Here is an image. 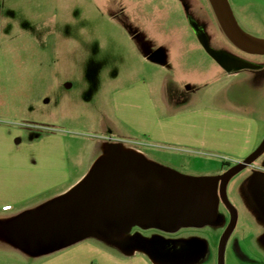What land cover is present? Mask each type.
Here are the masks:
<instances>
[{
  "label": "rangeland",
  "instance_id": "1",
  "mask_svg": "<svg viewBox=\"0 0 264 264\" xmlns=\"http://www.w3.org/2000/svg\"><path fill=\"white\" fill-rule=\"evenodd\" d=\"M229 2L244 30L264 40V0ZM206 46L242 52L210 0H0V122L62 133L75 178L96 155L95 142L109 140L104 135L109 124L102 117L112 119L111 94L131 80L145 78L155 90L164 81L169 96L180 104L264 119V55L245 54L259 68L232 76ZM168 54L171 63L164 69ZM238 86L245 88L240 98L232 95ZM147 147L150 160L207 180L221 175L224 157L234 162L226 174L238 165L217 151L171 143ZM118 150L127 153L126 142L112 141L101 154L119 157ZM65 199L66 194L55 193L3 216L0 264H37L60 250L65 264H116L90 252L91 244L108 254L128 253L113 244L108 228L84 231L78 222L70 225L72 219L58 215ZM198 201L196 227L183 229L207 243L185 245L189 253L180 264L264 262V147L229 175L225 193L216 182ZM115 259L160 264L140 256Z\"/></svg>",
  "mask_w": 264,
  "mask_h": 264
},
{
  "label": "crops",
  "instance_id": "2",
  "mask_svg": "<svg viewBox=\"0 0 264 264\" xmlns=\"http://www.w3.org/2000/svg\"><path fill=\"white\" fill-rule=\"evenodd\" d=\"M167 56L169 59L163 64L164 69L171 63V55ZM228 73L238 76L241 71ZM165 85L163 81L155 90L148 80L142 78L131 80L112 92V119L107 115L102 117L109 124L104 134L109 140L95 142L96 155L88 169L75 178L77 169H71L67 139L62 133L35 131L27 129V125L0 122V226H4L3 216L16 214L52 194H67L79 185L102 156L101 150L112 141L136 140L147 145L171 143L217 151L231 156L238 163L251 157L260 147L264 140V119L233 113L225 108L180 104L169 96ZM232 92L233 96L240 98L245 88L234 87ZM114 132L119 139L110 136L109 133ZM232 162L229 161L230 166ZM89 251L101 253L120 264L113 254L92 244ZM57 253L37 264H65V251Z\"/></svg>",
  "mask_w": 264,
  "mask_h": 264
},
{
  "label": "flooded vegetation",
  "instance_id": "3",
  "mask_svg": "<svg viewBox=\"0 0 264 264\" xmlns=\"http://www.w3.org/2000/svg\"><path fill=\"white\" fill-rule=\"evenodd\" d=\"M216 48L247 60L245 54H252L239 47L241 53L224 46ZM126 148L125 154L118 150L119 157H99L90 174L66 194L65 208L57 214L72 219L68 221L70 225L78 222L84 231L95 233L97 228H108L115 239L113 244L128 252L122 255L123 252L109 251L113 256L129 261L140 256L147 262L180 264L181 256L189 253L185 245L207 243L205 237L186 235L183 228L188 224L196 227L193 216L201 211L198 198L208 187L219 182L225 193L223 178L231 167L229 161H223L221 175L207 180L150 160L146 143L126 142ZM203 225L197 226L202 229Z\"/></svg>",
  "mask_w": 264,
  "mask_h": 264
},
{
  "label": "water",
  "instance_id": "4",
  "mask_svg": "<svg viewBox=\"0 0 264 264\" xmlns=\"http://www.w3.org/2000/svg\"><path fill=\"white\" fill-rule=\"evenodd\" d=\"M217 14V17L225 30L229 38L236 44L239 48L258 55H264V40L258 39L250 35L244 28L240 25L237 17L235 16L229 0H210ZM209 53L225 68L228 72L233 73L240 69L259 68V64L251 62L247 59L238 57L228 51L213 49L206 46ZM264 147V143L253 153L251 157L246 159L245 162L238 163V165L223 178V192L225 191V184L229 175L237 168L245 166L248 161L258 154Z\"/></svg>",
  "mask_w": 264,
  "mask_h": 264
},
{
  "label": "built area",
  "instance_id": "5",
  "mask_svg": "<svg viewBox=\"0 0 264 264\" xmlns=\"http://www.w3.org/2000/svg\"><path fill=\"white\" fill-rule=\"evenodd\" d=\"M224 160H226V161H230V159H228L227 157H224Z\"/></svg>",
  "mask_w": 264,
  "mask_h": 264
}]
</instances>
